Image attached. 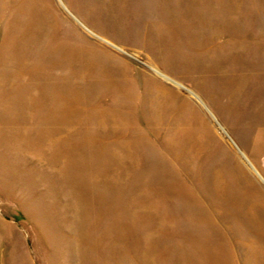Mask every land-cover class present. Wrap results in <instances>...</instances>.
Listing matches in <instances>:
<instances>
[{
	"label": "rangeland",
	"instance_id": "1",
	"mask_svg": "<svg viewBox=\"0 0 264 264\" xmlns=\"http://www.w3.org/2000/svg\"><path fill=\"white\" fill-rule=\"evenodd\" d=\"M0 264H264V0H0Z\"/></svg>",
	"mask_w": 264,
	"mask_h": 264
},
{
	"label": "bare ground",
	"instance_id": "2",
	"mask_svg": "<svg viewBox=\"0 0 264 264\" xmlns=\"http://www.w3.org/2000/svg\"><path fill=\"white\" fill-rule=\"evenodd\" d=\"M252 166V165H251ZM255 168V167H254ZM254 198H256V197H253L252 199H254ZM255 206H257V205H255ZM251 220V219H250ZM252 221V220H251Z\"/></svg>",
	"mask_w": 264,
	"mask_h": 264
}]
</instances>
